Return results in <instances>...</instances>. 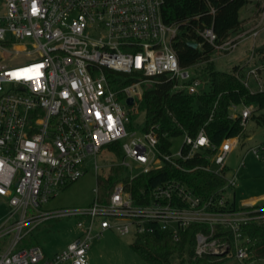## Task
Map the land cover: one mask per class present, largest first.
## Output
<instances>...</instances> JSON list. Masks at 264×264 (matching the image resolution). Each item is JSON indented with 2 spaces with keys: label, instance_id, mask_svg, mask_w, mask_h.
I'll return each mask as SVG.
<instances>
[{
  "label": "built area",
  "instance_id": "1",
  "mask_svg": "<svg viewBox=\"0 0 264 264\" xmlns=\"http://www.w3.org/2000/svg\"><path fill=\"white\" fill-rule=\"evenodd\" d=\"M162 4L163 0H0V196L11 207L0 224V240L9 237L0 264H88L91 243L105 230L133 236L163 230L179 238L191 225L198 226L195 256L264 264V257L252 255L244 230L250 220L264 221V195L237 204L234 195L226 194L237 185L244 163L242 159L230 170L225 159L253 106L243 105L238 111L239 135L214 145L201 127L194 136L184 133L175 152L172 139L168 151L159 147L156 125L143 130L135 122L144 89L161 75L176 90L196 93L201 85L194 66L179 65L172 45L177 25L163 21ZM261 25L264 1L255 26L236 37L256 36ZM198 33L217 52L239 42L215 43L210 26ZM249 76L259 79L256 67L241 80L251 90ZM262 87L260 83L258 89ZM235 110L232 105L233 116ZM263 150L264 144H257L248 152L259 157ZM103 151L114 156L108 172L120 166L125 173L104 200L95 186L87 205L42 208L84 174L88 158L101 176L96 156ZM194 157L208 163H185ZM165 164L181 172H212L224 184L206 197L174 175L146 191L133 193L128 188L140 175ZM135 198L143 203H134ZM69 217L78 234L62 249L47 255L39 244L17 248L39 224Z\"/></svg>",
  "mask_w": 264,
  "mask_h": 264
},
{
  "label": "trees",
  "instance_id": "2",
  "mask_svg": "<svg viewBox=\"0 0 264 264\" xmlns=\"http://www.w3.org/2000/svg\"><path fill=\"white\" fill-rule=\"evenodd\" d=\"M263 1L163 0L161 6L163 21L177 25V33L172 45L179 65L188 67L203 64L200 68H196L203 84L196 93H189L185 89H174L173 82L165 75H161L158 82L151 84L143 91L140 103V110L144 112L142 129L157 126L159 147L163 151L169 150L172 138L182 136L184 133L194 136L201 127L204 128L210 143L214 145L219 144L223 138L239 135L242 131L239 110L233 116L232 105L239 109L243 105H252L253 110H264V83L261 90L257 87L249 90L241 81L247 70L255 66L236 64L230 71L215 69L211 57L217 51L198 33L203 27L210 26L216 36L215 43L219 44L227 39L238 42L240 38L236 36L248 29L243 26V20L240 17L241 9L251 4L259 17ZM183 40L197 42V47L191 48ZM228 51L230 50L223 52ZM251 55L255 63H264V42L255 45ZM257 69L259 73L261 70ZM112 74L108 73V76L111 77ZM114 75L118 78L124 76L122 73ZM260 117L259 122H264V117L262 115ZM206 152L210 154L211 150L206 149ZM116 155L119 157L118 149ZM200 162L208 163L204 158L195 157L185 163L193 165ZM124 174L122 167L114 166L110 168L107 175L96 176L100 200L106 198L118 180L124 179ZM171 175L185 180L188 186L202 197L214 193L224 184V179L212 172L202 169L181 172L165 164L161 169L140 175L128 188H131L133 193L138 192L139 189L146 191L147 188ZM134 203H143V201L135 198ZM197 229V225H191L181 233L179 238H173L163 230L151 235L138 234L130 241L129 247L148 264H171L173 256L179 258L178 264H219L227 259L211 255L195 256L194 232ZM244 230L249 237L252 255L264 257V221L250 220L244 225ZM31 235L32 233H29L23 238L21 246L37 244Z\"/></svg>",
  "mask_w": 264,
  "mask_h": 264
},
{
  "label": "rangeland",
  "instance_id": "3",
  "mask_svg": "<svg viewBox=\"0 0 264 264\" xmlns=\"http://www.w3.org/2000/svg\"><path fill=\"white\" fill-rule=\"evenodd\" d=\"M243 26L249 27L257 22L258 17L254 9H243L240 13ZM252 40V41H251ZM252 42V43H251ZM264 42V25L258 36L249 37L245 35L237 45L228 52H215L211 61L215 69L230 71L234 65L247 64L255 66L261 70L258 73L259 81L249 76L248 83L250 89L259 88L260 83H264V63L254 62L251 55L252 48ZM25 60L13 61L22 63ZM254 62V63H253ZM203 64L192 67L197 72ZM258 70V69H257ZM203 86V84H201ZM239 109V108H238ZM252 115L254 117H252ZM264 117V110H253L246 121L243 133L237 138L233 150L227 155L225 162L230 170H234L243 159L244 165L240 168L237 185L227 191V196L234 195L238 204L243 199H248L264 194V150L259 157H255L248 150L257 144H264V122H259ZM260 117V118H259ZM135 122H144V112L139 110ZM249 136V137H248ZM248 137V138H247ZM182 142V136L172 138L171 151L175 152ZM114 156L106 152H101L96 156L97 163L101 166L99 174L104 176L108 172L110 159ZM92 157L88 158V163L84 167V174L72 182L66 188L60 190L43 204V209L60 207H79L87 205L94 197L93 190L96 186V172L93 169ZM11 207L6 199L0 197V224L6 218ZM74 219H53L39 224L32 231V239L41 245L45 250L51 251L61 247L74 234ZM133 234L121 235L113 230H105L96 237L87 252L88 264H148L135 251L129 247ZM33 240V241H34ZM35 244V243H34ZM179 258L173 256L171 264H178ZM219 264H238L235 258H227Z\"/></svg>",
  "mask_w": 264,
  "mask_h": 264
},
{
  "label": "crops",
  "instance_id": "4",
  "mask_svg": "<svg viewBox=\"0 0 264 264\" xmlns=\"http://www.w3.org/2000/svg\"><path fill=\"white\" fill-rule=\"evenodd\" d=\"M248 8H251L252 9V6H251V4H249V5H247L246 7H244V8H242L241 9V11L243 10V9H248ZM240 11V12H241ZM255 26V24L254 25H251V26H249V27H247L248 29L247 30H250V29H252L253 27ZM262 28H263V25H261V27H260V29H259V31H258V34L260 33V31L262 30ZM258 34L256 35V36H258ZM247 36H249V37H256V36H252V35H247ZM252 41V40H251ZM252 43V42H251ZM239 109H238V107H236V110L234 111L235 113L238 111ZM232 112V111H231ZM249 137V136H248ZM264 194H262V195H259V196H263ZM259 196H256V197H259ZM0 197H2V196H0ZM256 197H252V198H256ZM4 198V197H3ZM7 217V216H6ZM6 219V218H5ZM5 219H3V221L5 220ZM2 221V222H3ZM75 227V226H74ZM75 231H74V234L71 236V238L69 239V240H67L61 247H59V248H57V249H55V250H51V251H47V250H45L41 245V247L43 248V250H44V252L47 254V255H50V254H52V253H54V252H56V251H58V250H60V249H62L65 245H66V243L68 242V241H70L73 237H75L77 234H78V230L76 229V227H75V229H74ZM8 242H9V237H4V238H2L1 240H0V252H2L5 248H6V246H7V244H8ZM26 244H29V243H27L26 242ZM38 244V243H37ZM31 245H34V244H31ZM29 246V245H28ZM20 247H25V246H21V242L17 245V248H20Z\"/></svg>",
  "mask_w": 264,
  "mask_h": 264
},
{
  "label": "water",
  "instance_id": "5",
  "mask_svg": "<svg viewBox=\"0 0 264 264\" xmlns=\"http://www.w3.org/2000/svg\"><path fill=\"white\" fill-rule=\"evenodd\" d=\"M183 41H184V43H185L187 46H189V47H191V48H196V47H197V42L189 41V40H183ZM129 102H130V100H129Z\"/></svg>",
  "mask_w": 264,
  "mask_h": 264
}]
</instances>
